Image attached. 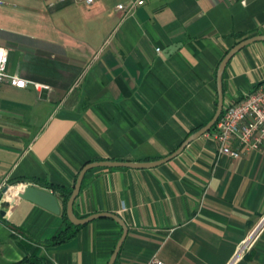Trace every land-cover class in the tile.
I'll return each instance as SVG.
<instances>
[{
    "label": "crops",
    "instance_id": "0c3cea01",
    "mask_svg": "<svg viewBox=\"0 0 264 264\" xmlns=\"http://www.w3.org/2000/svg\"><path fill=\"white\" fill-rule=\"evenodd\" d=\"M120 2L130 0L0 7L7 69L28 80L0 82V186L9 185L0 200V264L34 255L51 264H106L123 232L117 220L95 218L71 239L46 244L65 225L62 209L19 197L21 182L53 189L17 179L70 186L90 160L169 154L213 116L227 51L264 34V0H145L131 9ZM262 81L264 40H256L228 61L224 104ZM74 209L125 219L114 264L154 256L167 264H264V150L220 153L210 129L155 166L89 169Z\"/></svg>",
    "mask_w": 264,
    "mask_h": 264
},
{
    "label": "water",
    "instance_id": "95a60500",
    "mask_svg": "<svg viewBox=\"0 0 264 264\" xmlns=\"http://www.w3.org/2000/svg\"><path fill=\"white\" fill-rule=\"evenodd\" d=\"M256 40H264V34H255L252 36L245 37L238 41L236 44H234L224 55L222 60L219 63L218 69H217V92H218V101H217V106L216 110L213 114V116L201 127H199L197 130L193 131L190 133L184 140L183 142L172 152L169 154H166L165 156L158 157L156 159H148V160H130V159H113V158H104V159H96V160H90L87 161L79 170L78 175L76 177V180L73 184V189L71 191V194L68 198L67 205H66V212L69 217V219L75 223V224H84L87 223L95 218L101 217V216H109L117 220L123 227V232L118 240L109 260L107 261L106 264H114L118 252L120 250V247L123 243V240L128 232V224L125 221V219L118 214L117 212L113 211H97L93 212L91 214H88L86 216H79L76 214L75 209H74V204H75V199L80 193L86 172L97 166H107V167H119V166H129V167H151L158 165L162 162H165L177 154H179L185 146L193 139L196 137L200 136L204 132H207L212 128V126L215 124L217 121L218 117L220 116L223 107H224V85H223V74L225 67L228 63V61L231 59V57L242 47L245 45L256 41ZM9 185H5L4 188L0 192V198H2V195L4 192L8 189ZM17 195L19 197L31 199L33 201H36L48 208H50L53 211L60 212L62 209L61 203L58 199V196L56 193H54L52 190H48L46 188L40 187L38 185H35L30 182H26L21 184L19 190L17 191ZM4 206H9L11 201L10 199H4L2 201ZM4 209H1V214L4 213ZM13 264H40V263H34L30 261H21L18 263H13ZM45 264H51V263H45Z\"/></svg>",
    "mask_w": 264,
    "mask_h": 264
},
{
    "label": "built area",
    "instance_id": "2783aa9c",
    "mask_svg": "<svg viewBox=\"0 0 264 264\" xmlns=\"http://www.w3.org/2000/svg\"><path fill=\"white\" fill-rule=\"evenodd\" d=\"M6 1L0 0V7ZM76 1L94 2V0ZM144 2L145 0H130L129 4L120 2L118 8L127 9L129 7L131 9ZM159 49L158 46L157 50ZM8 60V49L0 47V82L7 80L12 84L24 86L28 80L19 74L10 73L7 69ZM35 85L38 88L49 86L42 82H35ZM213 134L219 142V152L235 158L239 157L244 149L264 150V81L257 84L254 89L244 91L239 99L224 104ZM23 183L26 182H21V184ZM1 188L2 186H0ZM247 244L248 241L243 242L236 255L245 251ZM147 263L167 264L156 256L150 258Z\"/></svg>",
    "mask_w": 264,
    "mask_h": 264
},
{
    "label": "trees",
    "instance_id": "16d2710c",
    "mask_svg": "<svg viewBox=\"0 0 264 264\" xmlns=\"http://www.w3.org/2000/svg\"><path fill=\"white\" fill-rule=\"evenodd\" d=\"M216 123H217V121L215 122V124L212 126L211 129H214L216 127ZM76 177H75V180H76ZM17 180H32V181L38 182L42 185H45V186L53 189V192L57 193L62 199V215L65 219V225L57 234H55L50 239L46 240L45 241L46 244H54V245L59 244V243H62V242H65V241L71 239L72 237H74L76 235V233L78 232V230L82 224L73 223L69 219L67 212H66L67 201H68V198H69L71 191L73 189V185L69 186V185H65V184L55 183V182L48 181L46 179L39 178V177H25V178L22 177V178H18ZM21 261H30V262H34V263H40V264L47 263L44 257L36 256V255H34V257H32V256L31 257H25ZM21 261H19V262H21Z\"/></svg>",
    "mask_w": 264,
    "mask_h": 264
}]
</instances>
